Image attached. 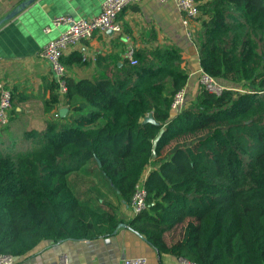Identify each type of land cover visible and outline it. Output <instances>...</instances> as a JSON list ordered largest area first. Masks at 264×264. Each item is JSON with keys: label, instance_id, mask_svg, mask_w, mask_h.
I'll list each match as a JSON object with an SVG mask.
<instances>
[{"label": "trees", "instance_id": "16d2710c", "mask_svg": "<svg viewBox=\"0 0 264 264\" xmlns=\"http://www.w3.org/2000/svg\"><path fill=\"white\" fill-rule=\"evenodd\" d=\"M195 1L202 72L234 87L201 88L171 116L188 81L173 46L136 51L112 76L66 75L63 96L53 80L46 110L69 114L0 143V255L113 235L143 181L147 207L127 224L159 255L264 264V0Z\"/></svg>", "mask_w": 264, "mask_h": 264}, {"label": "crops", "instance_id": "0c3cea01", "mask_svg": "<svg viewBox=\"0 0 264 264\" xmlns=\"http://www.w3.org/2000/svg\"><path fill=\"white\" fill-rule=\"evenodd\" d=\"M103 0H0V81L12 89L11 122L0 126V142H15L24 131L44 129L55 110H46L54 80L49 63L40 58L42 47L63 32L60 26L45 33L56 17L93 18L101 12ZM24 5V7H22ZM9 17L8 20H6ZM122 30L97 32L78 44L64 57L67 77L95 79L100 74L113 75L125 58L136 51L153 53L158 48L175 47L188 73L184 88L187 101L201 91L202 69L196 42L186 34L176 0H142L119 17ZM202 20L196 25L201 30ZM81 56L80 64L70 63ZM229 87V86H227ZM188 106V104H187ZM65 108V107H64ZM68 110V109H67ZM69 114V110L65 116ZM171 112V116H175ZM125 227L111 236L93 240L41 241L15 264H119L127 258H145L148 264H190L174 254L159 255L128 222L133 219L130 206L118 210Z\"/></svg>", "mask_w": 264, "mask_h": 264}, {"label": "built area", "instance_id": "2783aa9c", "mask_svg": "<svg viewBox=\"0 0 264 264\" xmlns=\"http://www.w3.org/2000/svg\"><path fill=\"white\" fill-rule=\"evenodd\" d=\"M142 0H103L101 12L93 18H73L56 17L51 25L45 28V33L49 34L52 29L66 26L65 30L53 40L48 41L40 51V58L49 63L54 81L58 84V93L63 96L66 91V67L62 62L64 56L78 44L88 41L94 37L97 32L111 31L119 33L122 30V24L119 21L120 15L129 7L137 5ZM178 9L181 13L183 24L186 26L187 36L196 42V23L201 19V12L198 3L195 0H176ZM131 64H137V60L130 57ZM199 83L210 93L219 95L224 87L217 84L212 77L202 72ZM185 90L178 91L171 105V112L179 114L187 106ZM13 106L12 89L0 81V126L2 128L10 125L11 110ZM60 116V110L54 111L52 117L57 119ZM147 207L146 190L141 181L133 195L130 205L133 217L137 216ZM62 264H68V258L62 257ZM16 260L12 256L0 255V264H15ZM119 264H147L145 258H127Z\"/></svg>", "mask_w": 264, "mask_h": 264}, {"label": "water", "instance_id": "95a60500", "mask_svg": "<svg viewBox=\"0 0 264 264\" xmlns=\"http://www.w3.org/2000/svg\"><path fill=\"white\" fill-rule=\"evenodd\" d=\"M22 7H24V5ZM8 19H9V17L6 20H8ZM67 111H68L67 108H61L60 109V116L61 117H64ZM145 121L146 122H149V123H152L154 125H159V123L156 122L151 115L147 116L146 119H145ZM163 133H164V129H162L160 131V133L158 134V136L155 138V140H154V151H155V147H156L158 141L160 140L161 136L163 135ZM120 227H125V225L124 224H120L119 225V228ZM15 260H17V258H15Z\"/></svg>", "mask_w": 264, "mask_h": 264}, {"label": "rangeland", "instance_id": "374dc122", "mask_svg": "<svg viewBox=\"0 0 264 264\" xmlns=\"http://www.w3.org/2000/svg\"><path fill=\"white\" fill-rule=\"evenodd\" d=\"M217 84L221 87L226 88L227 86L229 87H234L233 84L229 83V82H225V81H217ZM195 100V99H194ZM194 100L189 101L187 104L189 105L190 103H192ZM7 127H4L2 129H6ZM0 141H3L2 139ZM1 143V142H0ZM5 144L8 146L10 144V142H5Z\"/></svg>", "mask_w": 264, "mask_h": 264}, {"label": "bare ground", "instance_id": "6f19581e", "mask_svg": "<svg viewBox=\"0 0 264 264\" xmlns=\"http://www.w3.org/2000/svg\"><path fill=\"white\" fill-rule=\"evenodd\" d=\"M148 264V263H147Z\"/></svg>", "mask_w": 264, "mask_h": 264}]
</instances>
